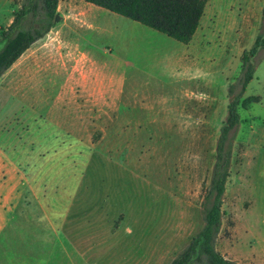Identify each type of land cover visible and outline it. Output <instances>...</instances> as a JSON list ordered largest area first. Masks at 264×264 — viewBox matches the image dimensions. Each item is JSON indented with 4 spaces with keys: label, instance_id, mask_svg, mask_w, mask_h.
Here are the masks:
<instances>
[{
    "label": "rangeland",
    "instance_id": "1",
    "mask_svg": "<svg viewBox=\"0 0 264 264\" xmlns=\"http://www.w3.org/2000/svg\"><path fill=\"white\" fill-rule=\"evenodd\" d=\"M255 1L210 0L196 65L195 53L162 33L86 0H59L54 26L0 80V125L13 132L31 118L30 135L41 140L21 142L32 158L11 152L27 184L0 167V264L172 262L203 227L230 90L238 94L242 57L263 30ZM22 2L0 0V31ZM252 60L243 99L258 101L238 108L216 244L238 264H264V49ZM97 76L107 78L101 103L85 94ZM37 80L41 93L25 95ZM69 102L101 110L92 113L100 125L70 126Z\"/></svg>",
    "mask_w": 264,
    "mask_h": 264
},
{
    "label": "trees",
    "instance_id": "2",
    "mask_svg": "<svg viewBox=\"0 0 264 264\" xmlns=\"http://www.w3.org/2000/svg\"><path fill=\"white\" fill-rule=\"evenodd\" d=\"M87 3L123 16L188 45L195 37L210 0H86ZM59 0H23L10 26L0 31V79L42 39L56 22ZM263 30L253 47L242 57V79L239 92L230 90L232 101L216 147L210 186L202 202L203 227L170 264H238L220 254L216 248L222 232L223 204L231 178L234 143L240 115L238 108H248L258 98L243 99L253 80V60L264 49Z\"/></svg>",
    "mask_w": 264,
    "mask_h": 264
},
{
    "label": "crops",
    "instance_id": "3",
    "mask_svg": "<svg viewBox=\"0 0 264 264\" xmlns=\"http://www.w3.org/2000/svg\"><path fill=\"white\" fill-rule=\"evenodd\" d=\"M253 7L256 9V11H259L260 13H262L263 12V8H264V1L259 0V2H258V0H256L253 3ZM94 14L95 13L93 11L91 15L95 16V17L98 16V13L96 15H94ZM88 19L90 20V17ZM197 33H198V31H197ZM197 33H196V35H197ZM196 35H195V37H196ZM195 37L193 38L191 43L186 45L185 47H187V51L196 54L195 56H193V58H195L197 60L196 61V65H197V64H200L199 60L203 61V59H205V58H202L204 56L199 55V53L202 52V46H203V43L205 41H202L200 43L198 42L197 44H194ZM206 59L209 60L208 57ZM11 69L5 73L3 78L6 77V75L11 71ZM116 78H117L116 79L117 82L119 83V88L121 87V89H122V86H123L122 79L120 77H118V76ZM93 79L95 81L94 82L95 83L94 89H93L92 86H90L88 88V92H85V94L88 95V96L89 95H93V94L99 96L96 101H99V103H101V102L104 101V99H102V98H103V96H104V94L106 92V90L104 88H105V86L107 84V78H106V76H104V77L97 76L96 78H91L92 82H93ZM38 83H39V81L37 80V85H36L35 88L26 87L25 88L26 89L25 95H29L31 92L40 94L41 93L40 91H41V89L44 88V85L42 87H40V85H38ZM184 94H185V92H184ZM122 95H123V90H122L121 94H119V96H122ZM185 96H186V94H185ZM86 103L87 102H84L83 105H82L83 107L81 108V107L76 105L77 104L76 102H69L68 111L70 113H73V117H74V118H72L70 126H72V127L73 126L90 127V126L93 125V123H95V125H100V122H99L100 119L92 118V113L101 116V114H100L101 110H99L98 112H94V111L91 110V108H89L90 106H88V103L87 104ZM22 115H23L24 118H27V117L24 116V114H22ZM30 119L31 118H28L26 120L23 119V121L21 123H19L20 126L17 125V124L14 125V126H16L18 128V130L15 129L13 132L12 131L9 132V130L7 131L5 124L4 125L3 124L0 125V128H3V130H0V167L4 166V167L8 168L11 171V175L13 177L17 176L19 178V180H20L19 181L20 183L24 182L26 184L28 183L26 175L23 174V173L22 174L20 173V175H17V173H15V171H12L13 169L16 168V166L10 160H12L11 155H13L11 152H13V153L16 152V154H18V156H20V154H22L20 157H23V158H32V156H33L32 151L34 150V147L30 148V146H26V147L24 146L25 147L24 148L22 143H21L23 141V139H25L26 142H29V143H39L41 141V140H37V138L35 136L30 135V132L28 130L30 128V124H31V120ZM93 119H96V120H94L96 122H93ZM185 121H186V119H185ZM133 123H136V124H134L135 126H146V125L153 126V125H156L155 122H151L149 124H145V123L137 121V122H133ZM163 125H166V126H185V125H187V123L180 122L178 124L168 123V124H163ZM7 127L9 128V126H7ZM13 128L14 127H11L10 129H13ZM17 131H18V133H17ZM11 133H13V134H11ZM69 134H72V133H69ZM77 140L81 141V139H77ZM9 143H11L13 145H7ZM17 151H19V152H17ZM19 191H20V189H17V186H14V188L9 191V195H10L11 199H13L14 196L16 198ZM12 218H13V216L10 217L7 221L11 222ZM45 219H47V220H44V219L43 220L47 221L48 223L54 224L53 222H49L48 221V219H49L48 216H46ZM54 228L57 229L56 227H54ZM124 261H125L124 259H121L122 264H123ZM131 261H132V263H134L132 259H131Z\"/></svg>",
    "mask_w": 264,
    "mask_h": 264
},
{
    "label": "water",
    "instance_id": "4",
    "mask_svg": "<svg viewBox=\"0 0 264 264\" xmlns=\"http://www.w3.org/2000/svg\"><path fill=\"white\" fill-rule=\"evenodd\" d=\"M58 19H59V16H56V19L55 20L57 21Z\"/></svg>",
    "mask_w": 264,
    "mask_h": 264
}]
</instances>
